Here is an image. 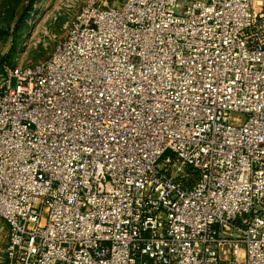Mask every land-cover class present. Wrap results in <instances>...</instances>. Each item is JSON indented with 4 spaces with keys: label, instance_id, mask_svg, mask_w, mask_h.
<instances>
[{
    "label": "built area",
    "instance_id": "built-area-1",
    "mask_svg": "<svg viewBox=\"0 0 264 264\" xmlns=\"http://www.w3.org/2000/svg\"><path fill=\"white\" fill-rule=\"evenodd\" d=\"M0 218L6 264H264V0H87L4 76Z\"/></svg>",
    "mask_w": 264,
    "mask_h": 264
},
{
    "label": "rangeland",
    "instance_id": "rangeland-1",
    "mask_svg": "<svg viewBox=\"0 0 264 264\" xmlns=\"http://www.w3.org/2000/svg\"><path fill=\"white\" fill-rule=\"evenodd\" d=\"M87 0H0V89L7 71L47 59ZM8 229L0 218V264ZM224 257H231L229 249Z\"/></svg>",
    "mask_w": 264,
    "mask_h": 264
}]
</instances>
